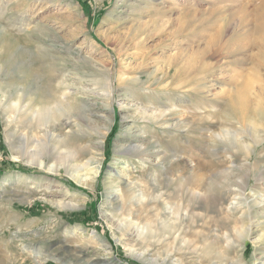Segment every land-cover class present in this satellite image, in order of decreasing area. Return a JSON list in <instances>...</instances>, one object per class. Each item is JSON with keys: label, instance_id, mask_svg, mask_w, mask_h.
Returning a JSON list of instances; mask_svg holds the SVG:
<instances>
[{"label": "rangeland", "instance_id": "1", "mask_svg": "<svg viewBox=\"0 0 264 264\" xmlns=\"http://www.w3.org/2000/svg\"><path fill=\"white\" fill-rule=\"evenodd\" d=\"M61 78L87 123L41 165ZM263 232L264 0H0V264H264Z\"/></svg>", "mask_w": 264, "mask_h": 264}, {"label": "bare ground", "instance_id": "2", "mask_svg": "<svg viewBox=\"0 0 264 264\" xmlns=\"http://www.w3.org/2000/svg\"><path fill=\"white\" fill-rule=\"evenodd\" d=\"M259 10V9H258ZM257 10V11H258ZM70 83H68V80L66 78H61L60 81L54 86L56 91L55 94L52 95L51 100L45 99V97L43 96L41 99H36V97H32L30 98L29 101V105H30V109L32 110V112L35 114V118H39L40 120L43 121H50V123H52L50 125L49 131L45 133L44 138L41 137L37 140V149H35L33 151V159L36 162H39L41 165L45 164V160L41 159V154L43 153V150L45 148H47L46 146L50 145V146H55V144L53 142H60V141H64L67 139V137L72 136V134L77 133L79 131H81L83 129L84 126V121L86 120L85 118L87 117V112L85 109H83L81 106H77L76 104L69 102V101H64L62 100V96L66 95L67 93V88H69ZM37 95V94H35ZM39 95V94H38ZM22 95H20L18 98L19 100L21 99ZM78 98V97H77ZM76 99V98H75ZM74 100V99H73ZM18 104L21 103V101L17 102ZM245 105V104H242ZM10 108H7V111H9ZM243 109V108H242ZM145 110V109H144ZM147 111V110H146ZM149 112V111H147ZM147 112H140L142 114V116H145L146 114H149ZM162 112V111H161ZM32 115V114H31ZM80 115V117L78 118V116ZM154 115V114H153ZM56 116L60 117V123H56ZM148 116V115H147ZM73 117H75L74 121L71 120ZM155 117L158 119L160 117V115H155ZM85 119V120H84ZM93 119L91 118V121ZM74 122V126H76V128L73 127L72 123ZM86 122V121H85ZM87 123V122H86ZM254 125V124H253ZM33 126V125H31ZM64 127H69L68 131L65 132L64 137L61 136V132L62 129ZM254 127L256 128V126L254 125ZM35 129V128H34ZM55 130L54 132H51ZM59 131V132H58ZM58 132V133H57ZM226 133L229 134V130L225 131ZM61 133V134H60ZM64 133V132H63ZM231 133V132H230ZM236 134V133H235ZM258 134V133H256ZM239 135V134H237ZM236 137V136H235ZM242 138V137H241ZM105 140V139H104ZM236 141H239L237 138H235ZM101 141V140H100ZM98 141V142H100ZM242 142V141H241ZM239 143V142H238ZM247 143V142H246ZM137 145V144H136ZM245 148L248 150L247 153H249L250 149H251V145L250 144H245L244 145ZM88 147V146H87ZM50 148V147H49ZM56 148V147H55ZM139 149V148H138ZM137 149V150H138ZM136 150V151H137ZM50 151V150H49ZM44 154V153H43ZM142 154V153H141ZM248 155V154H247ZM80 156V153L78 152H74L71 149L67 150L64 152H59L58 154V158H59V164L60 165H64L68 171L73 172H78L81 171L84 168H87L89 165H91V163L93 162H100L98 165H96L95 167V173L98 172L100 166H101V159H97L96 156H92L90 157L87 162H85L84 164H81L78 162V158ZM40 158L38 161L37 159ZM44 158V157H43ZM84 158V157H83ZM35 163V162H33ZM97 163V162H96ZM57 166V165H56ZM59 168V167H58ZM57 168V169H58ZM50 171V170H49ZM77 177V176H76ZM114 178L111 177L109 184L110 186H115V183L117 182V180H115L114 183ZM88 182V181H86ZM82 183V182H81ZM84 183V182H83ZM89 184V183H88ZM92 184V182H91ZM118 184V183H117ZM90 185V184H89ZM240 187L245 188V184H243L242 186L240 185ZM114 188V187H113ZM246 189V188H245ZM240 193V192H239ZM170 227V226H169ZM260 239L264 240V232L260 235Z\"/></svg>", "mask_w": 264, "mask_h": 264}]
</instances>
